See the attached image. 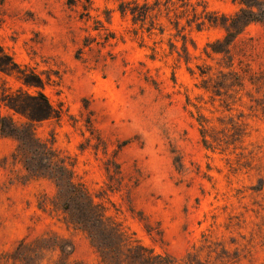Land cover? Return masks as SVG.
I'll return each instance as SVG.
<instances>
[{
	"label": "rangeland",
	"instance_id": "obj_1",
	"mask_svg": "<svg viewBox=\"0 0 264 264\" xmlns=\"http://www.w3.org/2000/svg\"><path fill=\"white\" fill-rule=\"evenodd\" d=\"M223 16L260 21L225 38L208 22ZM37 90L62 117L26 127L20 148L9 98ZM0 116L18 132L0 135V253L56 236L73 264H97L54 183L24 167L47 174L32 131L154 255L264 264V0H0Z\"/></svg>",
	"mask_w": 264,
	"mask_h": 264
},
{
	"label": "trees",
	"instance_id": "obj_2",
	"mask_svg": "<svg viewBox=\"0 0 264 264\" xmlns=\"http://www.w3.org/2000/svg\"><path fill=\"white\" fill-rule=\"evenodd\" d=\"M140 11L130 10L134 21L145 19L147 12H142V9ZM223 19H225L224 22L218 23L217 20H208V22L225 30V38H235L248 24L260 21V18L255 16H247L241 22L232 21V24L227 23V20L231 18L223 16ZM35 81L24 80V84L42 89L41 80L35 78ZM38 83L41 86H37ZM9 99V108L20 115L23 120L20 124V148L25 144L22 133L26 127L50 119L59 121L62 117V109H55L41 91L37 90L34 95L20 91V101L11 96ZM17 133L15 123L0 116V135L16 137ZM29 135H31L32 153L45 157L46 164L43 169L47 170V174L40 169L39 165L24 160V163H28L24 166L26 171L34 180L49 179L54 183L56 193L51 201L53 207L56 205L54 202L60 200L65 222L78 228L87 236L96 253L97 264H177V261L171 258L154 255L133 240L118 224L110 220L105 209L94 202L83 184L75 180L73 166L66 164L63 158L56 155L45 144L37 142L32 131H29ZM201 137L205 145L207 142L205 131L201 132ZM41 198L45 196L42 195ZM38 209L47 212L49 206L39 200ZM72 251V246L56 236L40 237L31 242L21 241L11 252H1L0 264H40L43 260L40 257L44 252L57 255L53 264H73L70 260Z\"/></svg>",
	"mask_w": 264,
	"mask_h": 264
}]
</instances>
